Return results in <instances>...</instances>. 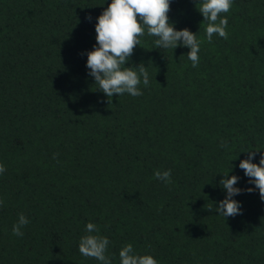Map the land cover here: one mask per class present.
I'll return each mask as SVG.
<instances>
[{"label":"trees","instance_id":"16d2710c","mask_svg":"<svg viewBox=\"0 0 264 264\" xmlns=\"http://www.w3.org/2000/svg\"><path fill=\"white\" fill-rule=\"evenodd\" d=\"M197 2L168 16L202 41L199 66L145 34L125 66L149 87L108 104L86 63L111 0H0V264H100L78 251L89 222L112 264L127 243L159 264H264V201L239 168L264 154V0H234L212 43ZM225 173L245 190L235 217L216 212Z\"/></svg>","mask_w":264,"mask_h":264},{"label":"clouds","instance_id":"9594fccd","mask_svg":"<svg viewBox=\"0 0 264 264\" xmlns=\"http://www.w3.org/2000/svg\"><path fill=\"white\" fill-rule=\"evenodd\" d=\"M172 0H111L107 8L97 18L95 25L96 45L92 51L87 53L86 67L89 75L94 78L98 90L108 98L111 103L113 95L121 96L129 94L132 97L143 95L140 88L141 83L145 88L150 85L147 67L141 63L137 67H126L136 46L141 45V37L147 34L155 37L156 49H176L187 47L188 60L192 67L199 66L200 41L196 33L189 29L176 30L170 22L168 13L171 10ZM234 0H198L197 11L206 22L205 34L208 43H212L213 36L227 40L229 38L227 13L230 12ZM198 5V7H197ZM91 19V17H87ZM221 147H227V142L221 140ZM256 151H245L248 157L239 163V168L244 171L249 182L259 190L261 201H264V154H261L259 164L253 163ZM55 159V155L53 157ZM6 172V167L0 163V175ZM229 173V172H228ZM228 173L223 174L220 180L221 187L226 191V196L218 202L216 212L224 218L235 217L242 214L240 202L233 199L242 193L235 185L239 177ZM154 178L162 181L165 185L172 183L171 170L154 172ZM251 193L253 188L246 189ZM4 201L0 199V207ZM211 211V208L207 209ZM29 223L23 213L19 214L18 222L12 227V234L23 236L22 228ZM86 232L79 240L78 251L85 258H94L100 264H112L111 258L106 255L110 241L107 237L99 235L96 224L89 222ZM92 233H97L93 235ZM120 264H159L152 255H139L134 251L131 243L125 244L119 251Z\"/></svg>","mask_w":264,"mask_h":264}]
</instances>
